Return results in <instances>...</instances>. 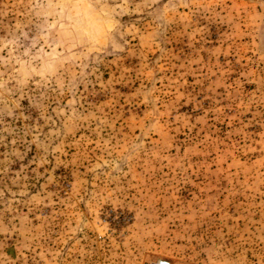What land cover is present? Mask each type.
I'll use <instances>...</instances> for the list:
<instances>
[{"label":"rangeland","instance_id":"1","mask_svg":"<svg viewBox=\"0 0 264 264\" xmlns=\"http://www.w3.org/2000/svg\"><path fill=\"white\" fill-rule=\"evenodd\" d=\"M264 264V0H0V264Z\"/></svg>","mask_w":264,"mask_h":264},{"label":"built area","instance_id":"2","mask_svg":"<svg viewBox=\"0 0 264 264\" xmlns=\"http://www.w3.org/2000/svg\"><path fill=\"white\" fill-rule=\"evenodd\" d=\"M162 264H167V262H162Z\"/></svg>","mask_w":264,"mask_h":264}]
</instances>
